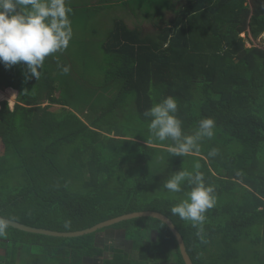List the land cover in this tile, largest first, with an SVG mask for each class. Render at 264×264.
I'll list each match as a JSON object with an SVG mask.
<instances>
[{
	"label": "trees",
	"instance_id": "obj_1",
	"mask_svg": "<svg viewBox=\"0 0 264 264\" xmlns=\"http://www.w3.org/2000/svg\"><path fill=\"white\" fill-rule=\"evenodd\" d=\"M131 1L146 2L114 0L109 6L105 0L97 6ZM150 2L156 10L146 17L154 33L131 28L121 18H114L107 32L91 31L101 38L106 56L101 64L105 84L117 94L107 110L97 111L90 102L95 113L72 112L76 98L68 71L54 55L46 58L38 80L26 79L23 65L6 69L0 64V91L18 92L13 108L6 100L0 104V216L69 233L129 213L156 211L180 232L193 264H264V0H186L179 7L176 0ZM67 6L72 28L85 22ZM168 96L177 99L187 133L203 118L215 120V135L202 141L199 153L171 156L170 141L148 142L143 113ZM127 107L125 123L120 109ZM212 149L218 150L215 157L208 155ZM197 163L217 198L203 225V241L191 222L169 212L182 194L161 189L172 172L195 171ZM119 230L121 246L100 237H114ZM172 251L178 261L172 262ZM170 262L185 264L178 241L166 223L152 217L127 219L79 237L12 226L0 236V264Z\"/></svg>",
	"mask_w": 264,
	"mask_h": 264
},
{
	"label": "clouds",
	"instance_id": "obj_2",
	"mask_svg": "<svg viewBox=\"0 0 264 264\" xmlns=\"http://www.w3.org/2000/svg\"><path fill=\"white\" fill-rule=\"evenodd\" d=\"M71 12L66 0H0V64L6 69L23 65L25 78L38 80L46 58L69 47L73 38ZM63 71L66 73L68 68H63ZM178 110L177 99L168 96L143 113L149 121L148 142L170 141L168 150L171 156L197 154L202 141L214 137L216 122L212 118H203L196 130L189 134L178 117ZM208 155L215 157L218 150L212 149ZM199 168L197 163L195 171L182 169L172 172L163 181L161 189L186 197L173 204L169 212L171 216L191 222L197 229L196 236L203 241V225L217 198L215 187L205 183ZM9 227L10 221L0 217V236H4Z\"/></svg>",
	"mask_w": 264,
	"mask_h": 264
},
{
	"label": "rangeland",
	"instance_id": "obj_3",
	"mask_svg": "<svg viewBox=\"0 0 264 264\" xmlns=\"http://www.w3.org/2000/svg\"><path fill=\"white\" fill-rule=\"evenodd\" d=\"M67 1L68 0H66V2ZM103 1L105 0H74L72 2H67V4L70 3L71 6L76 8V11L79 14L84 16L86 24L83 21L80 25L73 27V38L69 44V47L62 52L54 54L55 61L58 63H64L65 67L68 68L70 88L76 98L70 108L72 112L79 116H82V112L86 113L89 111L90 114L96 112L95 110H92L89 105H87L90 104V102L95 104L97 111H99V109L107 110V107L105 106L110 102V99H114L117 96L116 90H114L111 85L105 84V75L101 70V64L105 62L106 56L100 48L101 38L92 36L91 31H95L96 29H101V31H103L104 29L105 32H107V30L112 26L114 18H121L124 19L131 28H135L136 26L142 27L145 34H151L155 32L152 21L149 19V17H146L148 12L151 10L154 12L156 10V7H150L151 0H145L146 2L140 5L132 3L131 1L128 2V6L122 5V7L120 5H114L112 8L99 9L97 5H100V3ZM113 1L114 0H107V4L110 6L113 4ZM185 1L186 0H176L177 7L181 6ZM87 5L88 7L86 9L82 8L83 6ZM143 8L146 9L142 11ZM166 15L167 17L173 16L171 12H166ZM249 44L250 43L247 41L248 47H250ZM95 64L99 65L96 66ZM54 75H56V73H54ZM17 97L18 92L16 91L10 89L0 91V101H8L11 108H13L17 103ZM43 102L44 104H48L47 101ZM130 108L131 107H127L125 112L120 109L122 121L125 123V115ZM96 114L98 115V113ZM128 122V128L133 131L134 121L129 117ZM145 134L146 132H140L141 136H145ZM161 174L165 176V173H158V176ZM163 192L167 191L163 190ZM184 198L186 197H184L182 194L181 199ZM152 235L153 233H151V236ZM106 236V233L100 235V237H104L105 239L114 242L116 245H122V239H124L122 231H116L115 236L111 238ZM154 237L156 238V236ZM140 245L142 246L141 243ZM137 247L138 250L136 251V254L138 255L141 252V247L139 244ZM169 253V257L172 256V262L179 260L174 251ZM246 258L247 257L245 255V263ZM172 262L169 264H172Z\"/></svg>",
	"mask_w": 264,
	"mask_h": 264
},
{
	"label": "water",
	"instance_id": "obj_4",
	"mask_svg": "<svg viewBox=\"0 0 264 264\" xmlns=\"http://www.w3.org/2000/svg\"><path fill=\"white\" fill-rule=\"evenodd\" d=\"M1 217V216H0ZM139 217H152L159 219L160 221L166 223L168 227L171 229L172 233L174 234L176 240L178 241L179 248L181 255L184 259L185 264H193V261L190 257V255L187 252L186 245L184 242V239L180 232L176 229L175 225L173 222L164 214L156 211H141V212H134V213H129L126 215H122L107 221H104L102 223H99L91 228L84 229L82 231H77V232H55L51 230H45V229H39L35 227H30L24 224H20L15 221H10V226L20 229L25 232H30V233H37V234H44V235H49V236H55V237H79L83 236L86 234H91L93 232H96L97 230L104 228V227H110L112 225L121 223L127 219H134V218H139ZM8 220V219H7Z\"/></svg>",
	"mask_w": 264,
	"mask_h": 264
},
{
	"label": "crops",
	"instance_id": "obj_5",
	"mask_svg": "<svg viewBox=\"0 0 264 264\" xmlns=\"http://www.w3.org/2000/svg\"><path fill=\"white\" fill-rule=\"evenodd\" d=\"M10 90H12V89H10ZM13 91H15V90H13Z\"/></svg>",
	"mask_w": 264,
	"mask_h": 264
}]
</instances>
